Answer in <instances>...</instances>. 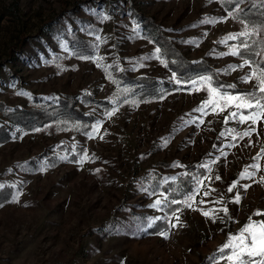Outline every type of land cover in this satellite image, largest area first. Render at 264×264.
Listing matches in <instances>:
<instances>
[{
  "label": "rangeland",
  "instance_id": "rangeland-1",
  "mask_svg": "<svg viewBox=\"0 0 264 264\" xmlns=\"http://www.w3.org/2000/svg\"><path fill=\"white\" fill-rule=\"evenodd\" d=\"M234 1L0 0V264H228L264 219V118L202 108L242 93L168 56L255 91L226 38L264 0ZM142 79L161 96L137 98Z\"/></svg>",
  "mask_w": 264,
  "mask_h": 264
},
{
  "label": "snow or ice",
  "instance_id": "snow-or-ice-1",
  "mask_svg": "<svg viewBox=\"0 0 264 264\" xmlns=\"http://www.w3.org/2000/svg\"><path fill=\"white\" fill-rule=\"evenodd\" d=\"M238 11V9H237ZM229 15L232 16L233 13L230 11ZM208 23H215L214 20L204 21ZM256 34V30L253 29L252 32L248 31V26L245 25V30L238 33L229 35L226 39L228 40H241V43L234 46L231 51V55L239 56L243 59V63L238 67L243 68L244 66H248L250 69H253L254 62L249 58H244L243 52L241 49H247L248 43L247 40L241 39L242 37H250ZM159 53V49L156 50ZM259 53H257L258 55ZM86 58V57H85ZM237 66H230L231 70H235ZM209 78H202L203 81H207ZM243 82L250 83L253 80L256 81L255 91L242 93V94H224L221 93L216 102H212L211 96L215 91L214 89L209 88V97L208 101H205L202 108H207L209 105L213 108V111L216 108H220L223 111L225 108L231 106L236 111L230 113L232 118L239 117L240 122H251L256 123L258 119L264 118V95L257 96L256 92L264 94V69L256 68L249 72L247 76L241 78ZM179 83V81H177ZM220 100L234 102V103H225L221 105L219 103ZM202 110V109H201ZM247 113V114H245ZM111 115V113H110ZM227 119V118H226ZM244 136H250V132H244ZM251 167H255L258 169V165H252ZM254 173H249L247 169H245L244 173H241V178H251ZM219 179V177H216ZM261 181L264 182V177H261ZM236 187L234 183L232 187L228 189L229 192ZM247 189L250 185L242 186ZM208 195L207 192L204 193ZM189 199H192L190 196ZM175 199H173L170 203H177ZM235 203L240 202V196L237 195L234 201ZM161 204L160 200L155 202V206H159ZM190 206V205H189ZM225 214H227V208L221 209ZM205 216H208V212L202 213ZM253 216H264V212L257 211L253 213ZM179 218L177 217V220ZM221 253H225L226 251L229 253L224 256V259L228 262V264H264V219L254 220L251 216L248 218L247 223L240 229L237 235L229 237L228 242L219 250ZM210 261L213 264H217V258L210 257Z\"/></svg>",
  "mask_w": 264,
  "mask_h": 264
},
{
  "label": "trees",
  "instance_id": "trees-1",
  "mask_svg": "<svg viewBox=\"0 0 264 264\" xmlns=\"http://www.w3.org/2000/svg\"><path fill=\"white\" fill-rule=\"evenodd\" d=\"M235 1L237 5H240L242 2H244L242 0H235ZM236 17L239 20L245 21L246 24L250 27V29H255L256 32L259 30L262 31L260 37L257 34L252 35L250 37H242L241 39L247 40L248 48L241 49V51L243 52L244 58H249L254 62L253 69L256 68L264 69V3H261L259 4V6H255V7L248 5L244 9L237 11ZM237 43L240 44L241 40L238 39ZM164 49L166 50L167 54H170L171 51L168 49L166 45H164ZM257 53L259 54L257 55ZM168 57L174 60L173 64H175V67L179 68L180 71L185 70V72H188L193 76H199L205 73L212 74L214 77L213 79L214 84L216 86H220L219 88L223 91H228L230 93L253 92V91H238L229 83L220 81L213 73H211L213 69L207 66V64L202 63L200 67L195 68L191 63L188 62L185 63L186 60L180 59L177 55L168 56ZM142 80L143 81H140L137 85H135V88L137 86L136 90H138L137 98L145 100L147 98H156L161 96L160 94H158L160 92L159 91L160 86L157 81L153 79H142ZM171 89L172 87H170V90ZM162 94H164V92ZM256 95L261 96L264 94L256 92ZM17 114L18 113H16V115Z\"/></svg>",
  "mask_w": 264,
  "mask_h": 264
}]
</instances>
